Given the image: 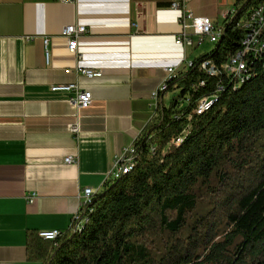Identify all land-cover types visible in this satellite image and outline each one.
Wrapping results in <instances>:
<instances>
[{"label":"crops","instance_id":"crops-1","mask_svg":"<svg viewBox=\"0 0 264 264\" xmlns=\"http://www.w3.org/2000/svg\"><path fill=\"white\" fill-rule=\"evenodd\" d=\"M171 2L0 0V264H39L27 259L26 232L69 229L82 190L103 189L152 118L150 94L166 77L164 69L182 77L203 54L196 38L192 48L175 45L180 27ZM234 2L186 0L185 6L219 26ZM71 25L86 28L79 60L60 37ZM43 38L50 39L48 66ZM75 66L102 77L65 73ZM64 84L90 92L91 106L77 111L68 94L50 89ZM72 124L77 134L70 133ZM69 156L75 164L64 163Z\"/></svg>","mask_w":264,"mask_h":264},{"label":"trees","instance_id":"trees-1","mask_svg":"<svg viewBox=\"0 0 264 264\" xmlns=\"http://www.w3.org/2000/svg\"><path fill=\"white\" fill-rule=\"evenodd\" d=\"M263 1L235 0L214 50L169 82L166 92L177 89L178 98L156 107L132 144L128 170L90 196L75 227L56 242L26 232L28 260L264 264L263 61H246L248 71L233 89L216 91L225 82L222 63L239 48L240 23ZM203 65H209L207 76Z\"/></svg>","mask_w":264,"mask_h":264},{"label":"built area","instance_id":"built-area-1","mask_svg":"<svg viewBox=\"0 0 264 264\" xmlns=\"http://www.w3.org/2000/svg\"><path fill=\"white\" fill-rule=\"evenodd\" d=\"M62 3H72L74 0H60ZM186 0H172L170 9L178 12V25L180 27L179 34L175 37V45L180 47L192 48L193 38L197 39L198 44H202L205 39L211 43L215 33L218 31V26L211 21L209 18L196 17L185 6ZM242 38L239 43L238 50L233 53L226 62L222 63V71L225 74V82L218 83L216 91L220 90L221 87H233L238 83V78L244 76L248 70H245L246 61H251L253 58H260L264 63V7L258 8L256 11H251L245 22H241ZM86 33V28L83 25H71L64 27L60 32V37L66 41V49L72 54L77 60L81 56L77 53L78 40ZM28 41H33L34 38H26ZM50 39L43 38L42 44L44 48V62L48 66L50 64V52L48 50ZM189 62L186 63V65ZM260 69L261 68H255ZM74 71L78 76L88 80L99 79L102 77V72L99 70H91L75 66L73 69H66L65 73L69 74ZM166 77L161 84L151 92L150 99L155 103L154 108L156 109V103L160 96L164 94L168 88V84L171 80L176 78L175 69L168 67L164 69ZM204 76L210 73L209 65H203L201 71ZM204 83L200 81L199 84ZM198 84V85H199ZM52 92H60L68 94L67 102L77 111L88 109L92 104V95L90 92L80 89L77 84H64L55 85L51 88ZM215 95V94H214ZM213 95V96H214ZM210 97H205L203 102H198L194 109V114L201 109V107L208 102ZM71 134H77L79 131L77 124L69 126ZM181 139H176L173 143ZM129 150L127 155L116 162L115 168L108 175L107 181L112 178V175L119 171L121 167L127 166L129 159ZM65 164L72 165L76 163V159L73 157H67L64 160ZM94 193L91 189L85 188L82 190L81 204L77 213L83 210V202L85 199L90 198ZM33 196L29 199V203H32ZM72 218L69 229L75 227L76 215ZM63 234L58 230L50 231H39L38 237L45 241L56 242V240Z\"/></svg>","mask_w":264,"mask_h":264},{"label":"rangeland","instance_id":"rangeland-1","mask_svg":"<svg viewBox=\"0 0 264 264\" xmlns=\"http://www.w3.org/2000/svg\"><path fill=\"white\" fill-rule=\"evenodd\" d=\"M257 1L258 0H251V4H255V3H257ZM242 6H244V5H242ZM242 6H240V8ZM232 8L234 9V6ZM251 9H252L251 7L245 8L244 13L240 15V21H242L245 18L246 13H248ZM225 23H226L225 21L219 20L218 21V25H219L218 28L224 30ZM223 33H224V31H223ZM215 46H216V44H212L208 41V39H205L204 42L202 43L203 54H201V56L209 54L212 50H214ZM178 95H179V90H177V89H173L171 91L165 92L162 96V98L164 100V105L167 107L169 105V103L172 101V99L178 98Z\"/></svg>","mask_w":264,"mask_h":264},{"label":"bare ground","instance_id":"bare-ground-1","mask_svg":"<svg viewBox=\"0 0 264 264\" xmlns=\"http://www.w3.org/2000/svg\"><path fill=\"white\" fill-rule=\"evenodd\" d=\"M260 7H264V1L263 2H261V3H259L252 11H256L258 8H260ZM219 36H220V30L218 29V31L215 33V35H214V37H213V39H212V41H211V43H215L216 41H217V39L219 38ZM209 105V103L207 104H204L202 107H207ZM131 149L129 150V154L131 153ZM128 163H129V159H128ZM128 164H127V166H123V167H121L120 168V170L119 171H116L115 172V175L116 176H118V174L119 173H121V172H123V171H125L126 169L128 170ZM89 199V198H88ZM88 199H85V201L83 202V204L84 203H86L87 201H88ZM80 219V218H79ZM76 220H78V217H77V215H76Z\"/></svg>","mask_w":264,"mask_h":264}]
</instances>
